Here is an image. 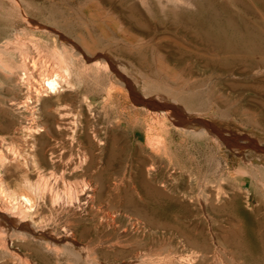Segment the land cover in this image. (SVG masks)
<instances>
[{
  "label": "rangeland",
  "instance_id": "374dc122",
  "mask_svg": "<svg viewBox=\"0 0 264 264\" xmlns=\"http://www.w3.org/2000/svg\"><path fill=\"white\" fill-rule=\"evenodd\" d=\"M9 1L13 2L12 0ZM18 1L17 3L20 5L15 4L17 6L14 8L13 3L0 0L2 4L0 32L6 35L10 33L7 35L8 37L14 35L23 37L25 41L26 39L36 40L44 52L57 50L60 55L57 56V59L61 61L65 59L66 63L74 64L73 67L77 70L79 67L82 70L85 65L91 66L90 80L93 81L88 82L90 87L92 85V91L89 95H99L97 96L98 100L91 96L92 108L95 110L92 113L98 117L96 119H103L102 99L105 95L110 97L108 106L105 108L107 111L110 110L109 114L111 113L112 117L115 116L117 110L124 111L126 120L124 123H117L113 119L110 128L107 127L109 125L104 124L107 134L106 136L100 135L104 143L97 146L98 168L105 166L106 161H108L110 137L120 135L122 139L120 146H123L124 153L121 154L122 156L120 155V158L133 165L132 169L126 168L122 171V178L124 179L121 187L129 185L138 161L155 157L154 159L158 162H166L170 156L169 149H174L178 145L182 159H185L186 156L199 157L198 153L203 151L208 158L214 159L212 161L221 162L224 178L228 181V186H226L234 187L233 189L240 187L242 190H240L242 199L239 211L224 208L228 202V197L221 198L219 202L207 203L202 211L185 198L177 196L174 208L178 209L177 206L187 205L191 209L193 208L192 210L195 209L193 218L191 215H181L172 211L171 205L168 204L153 205L152 209L161 223L154 226L142 214L122 206L123 203L120 201L124 198L125 192H122L124 187H120L122 191L117 192L120 199L112 202L110 206L113 210H117L126 216L121 219L124 229H126L118 228L120 226L118 223L116 233L121 235L119 237L122 243L135 240L143 242L145 245L141 253L138 254V258L134 260L131 258L132 261H135L136 264L139 262L140 264H151L148 262H152V264H177L178 260L176 259L183 258V264H249V251L253 247L249 227L252 223L264 222V74L252 73L247 62L243 59L236 60L229 54L215 53L209 42L193 26L187 25L179 17V14L194 21L201 15H206L208 10L214 9L222 14L225 12L226 14L234 13L242 22L256 24L264 29V0ZM202 5L207 7L204 14L201 9ZM18 6L21 7L18 9ZM8 7L10 8L9 13V9L5 10ZM7 13L10 17L7 16ZM27 17L29 20H33V25L36 23L39 29L31 28L26 23ZM29 47L28 45L29 53L33 55L34 52ZM46 49L47 51H45ZM2 57L4 63L12 68L13 73L19 75L20 58L18 52L14 51L12 55L3 54ZM73 57L74 59H72ZM102 66L104 69L101 68ZM80 68L78 72L81 71ZM7 75L8 73L0 68V95H3L6 89ZM75 85H77L76 82ZM128 86L140 97H144L145 102H134L128 91ZM180 92H183L181 97ZM13 93L17 94V91ZM70 94L67 92V95ZM73 94L82 95L79 90H74L71 95ZM187 94L188 96H186ZM193 94L194 96H192ZM62 95H66V92ZM116 98L120 101L123 99L122 102L124 99L129 101L128 106H117ZM181 98L185 100H180ZM187 100L193 103L192 107L187 106ZM162 109L171 112L173 118L163 117L160 113ZM136 110H139V113ZM134 113H136L135 117L133 116ZM135 125L138 126V130H135L137 132L136 137L132 136ZM149 127L154 129L149 130ZM147 130L151 134L147 133ZM202 130L207 134H204ZM213 130L218 132L220 136L216 135ZM101 131L103 132L102 129ZM13 133L12 130L10 135H7L12 139V145L14 144L13 146L18 149L20 146L21 150H28L31 138L29 140L27 138L29 136L20 132L15 131ZM200 133L203 134L200 135ZM153 136L155 137L153 138ZM212 136L216 138L214 139ZM37 137V134L33 136L34 139L38 140ZM156 137L162 140H158ZM20 138L21 140H19ZM171 139L174 141L173 144ZM151 141L153 142L151 143ZM17 142L19 143L17 144ZM217 143L219 144L217 145ZM208 147L211 148L208 149ZM186 151L190 154H187ZM149 152L150 154H148ZM243 160H255L258 166L252 169L245 165ZM87 162L88 160L85 164ZM24 163L22 160L19 161V164L8 162L1 169L3 170L1 171L2 177L6 180H4L3 187L6 188V191L31 195L29 187L35 185L34 183L42 182L41 176L33 171L29 161L27 162L28 165ZM225 163L230 165V170L226 168ZM129 170L131 171L129 172ZM171 179L173 184L177 183L178 179L173 177ZM46 195L47 193L44 194L47 199L44 204L45 207L40 204L34 211L35 214L32 213L27 220L29 225L33 226H30L32 229L47 235L43 238L45 243L26 240L28 245L25 251L16 247V249L21 250L19 257L21 256L29 264H90L92 261L91 253L75 247L73 244L70 245L65 237L60 235V222L57 220L59 214L51 211V206L47 203L48 195L47 197ZM211 206L214 209H211ZM52 213H54L53 220L55 219L56 225L52 224ZM142 218L146 220L144 221ZM129 219L136 221L140 219L139 221L144 223L141 224L138 221L142 226H139L141 230L131 226L130 229L128 227L131 224ZM147 229L154 233L148 232ZM118 230L120 231L118 232ZM159 246L161 247L159 248ZM96 249L102 251L103 246L101 248L98 246ZM149 249H155L154 252L151 250L153 253L149 254L150 257L145 255L150 252ZM113 250L109 248L108 251L112 252ZM170 254L174 256L173 259H171L173 256ZM194 255L197 256L194 257ZM131 259H128L129 261L126 259V264ZM167 259H169V263H166ZM182 261L180 263L178 261V263L181 264Z\"/></svg>",
  "mask_w": 264,
  "mask_h": 264
},
{
  "label": "bare ground",
  "instance_id": "6f19581e",
  "mask_svg": "<svg viewBox=\"0 0 264 264\" xmlns=\"http://www.w3.org/2000/svg\"><path fill=\"white\" fill-rule=\"evenodd\" d=\"M7 1L11 3V1ZM12 1L14 8L17 5H20L17 3V0ZM10 3H8V5H10ZM1 6L2 4L0 2V9ZM20 7L18 6L17 8L19 9ZM206 8L205 5H202L201 9L203 10V14L207 11ZM5 10H8L9 13L10 8L8 7ZM8 13L7 16H9ZM179 17H181L187 25L193 26L198 33L209 42L210 47L215 53H226L236 60L243 59L247 62L248 68L252 73L264 74V29L256 24L242 22L234 13L226 14L225 12V14H222L214 9L208 10L206 15H201L194 21L186 19L180 14ZM6 19L9 18L6 17ZM32 21L33 20H29L28 18L26 23H28L31 28L39 29L38 25H36V23L33 25L34 22L32 23ZM13 33L17 34L16 32ZM7 35L0 32V68L2 71L8 73L6 76V89L3 95H0V122L2 125L0 127V264H29V262L23 260L21 256V258L19 257V254H21L19 252L27 249L28 243L25 241L33 240L37 243H45V239L43 238L47 237V235L42 231V233H40L37 230L32 229L30 227L32 225H29L27 220L40 204H45L47 199L44 197V194L46 193L48 195L47 203L51 206V211L55 214H59V216H56L57 218L59 217L60 220L56 219L60 222V228L58 227L60 235L62 234L61 236H64L65 240H67L70 245L73 244L75 247H79L91 253L92 257L89 256L92 258L90 264H126V259L133 258L134 260L138 258V254L141 253V250H143L145 246L144 243L135 240L126 241L125 243H122V240L120 241L119 236L121 235H117L116 227H118L119 223L120 226L118 228H122V230L126 229H124L121 221V219L126 216H123L122 213L117 210H113L112 206H110L112 202L120 199L117 192L120 190L124 179L122 178V171L126 168L132 169L133 166L132 163L120 158V155L123 153V146H120V143H122L120 135H114L112 138L110 137V142H108L109 157L108 161H106L107 163L105 162L106 165L101 168H98L97 165V161H99L98 154H96L97 146L104 143V141L101 140L100 135L103 134L106 136L107 134L104 124L109 125L107 127L110 128L113 119L117 123H124L126 121L123 114L124 111L122 109V111L117 110L115 116L112 117L111 113L109 114L110 110L107 111L105 108L108 106L110 97L105 95L102 99V108L104 110L103 119H96L98 117H95V113H92L94 109L92 108L93 102L91 96H94L97 99V96L99 95H89L92 91V85L90 87L88 84V82L91 83L92 80H90L92 72L91 66L85 65L82 70L79 67L81 71L78 72L79 65L76 66V68H78L77 70L73 67L74 64L71 65L70 63H66L64 58H62L64 61L57 59L59 51L57 52V50H54V52H44L40 49L36 40L26 39L25 41L23 37L20 38L15 35L8 37ZM28 45L30 46L29 48L33 50V55L29 53ZM14 51L18 52L20 58L19 75L13 73L14 71L12 68L4 63L2 57L3 54L12 55L14 54ZM45 51H47V49ZM74 57L72 59H74ZM101 68L104 69V66ZM97 69L96 71L98 72ZM75 82L77 85H75ZM74 90H79L82 95H71ZM14 91H17V94H14ZM64 92H66V95H62ZM67 92L71 94L67 95ZM181 93L183 92H180V97L183 96ZM127 96L128 95H126V97ZM186 96H188V94ZM192 96H194V94ZM115 100L117 106H128L129 101L127 102L125 99L123 102V99L120 101L116 98ZM180 100L184 101L185 99L181 98ZM186 102L188 107L193 106V103L190 101L187 100ZM160 113H162L165 118H173V114L165 109H162ZM143 114L141 115L143 116ZM133 116L135 117L136 113H134ZM136 129L138 130L137 125L133 127L132 131L134 132H132V136H137V132H135ZM153 129L152 127H149V130ZM12 130L14 133L16 131L29 136H26L28 139L31 138L28 150H21L20 146L18 149L16 146H13L14 144L12 145V139L8 137ZM213 132L215 131L213 130ZM147 133L150 132L147 130ZM203 133L205 134L206 132L203 131ZM203 133H200V135ZM215 133L220 136L218 132ZM36 134L38 140L33 138ZM154 137L155 136H153V138ZM212 137L214 139L216 138L214 136ZM157 138L158 137H156V139ZM19 140H21V138ZM158 140L162 139L158 138ZM152 142L153 141H151V143ZM173 142L174 141L171 139L172 144ZM18 143L19 142H17V144ZM218 144L219 143H217V145ZM186 145L187 143L185 146ZM220 145L219 147H222ZM178 147L179 146L177 145L176 148L173 147L174 149H169L168 152L170 156L167 158L166 162H158L154 159L155 157L137 162L135 165V171L133 170V178H131V181L128 183L129 185L126 184L127 186L121 187H124V191H120L125 192L122 201L119 200L123 203L122 206L142 214L148 219L147 221L154 226H158L161 223L159 217L152 209L153 205L159 206L162 204H168L171 205V208L173 209L172 211L181 215H191V218H193L192 215L195 213V209L192 210L193 208L191 209L187 205L177 206L178 209L174 208L177 196H181L195 207H199L198 210L204 209L209 202H219L221 198L228 197V202L224 205V208L239 211L242 199L240 193L241 188L237 187L233 189L234 187H227L228 181L224 178L222 167L220 165L221 162L212 161L214 159L211 160L208 158L203 151L198 153L199 157L186 156L185 159H182ZM209 148L211 147H208V149ZM99 151L101 152V150ZM186 152L187 154H190L188 151ZM148 154H150V152ZM134 155L136 156V153ZM143 156L145 155L143 154ZM130 157L132 159L131 155ZM20 160L25 162V165L29 161L33 171H35L37 175L39 174L42 178V182L38 184L34 183L35 185L29 187L32 193L31 195L26 193H16V191H11L10 189L11 192H8L6 191V188H3L5 179L2 177L1 171L3 170L1 169L8 162L19 164ZM86 160H88L87 164H85ZM246 160H243V163L252 169H255L258 166L257 161ZM225 164L226 168L230 170V165L227 163ZM130 171L131 170H129V172ZM246 174L248 173L246 172ZM172 177L178 179L177 183L173 184L171 182ZM43 207H45V205ZM211 209L214 208L211 206ZM54 213H52V220L54 218ZM54 220L52 224L56 223H54ZM129 220L130 222H128L131 224L128 227L131 226L134 229H138L139 226H141L140 219L138 220L140 223L135 219ZM138 230H141V228ZM119 231L120 230H118V232ZM149 231L150 230H148V232ZM150 233L154 232L150 231ZM249 233L253 239V247H251L252 249L249 251V264H264V222L259 221L252 223L249 227ZM98 246L100 248L103 246L102 251L96 249ZM16 247L21 250L16 249ZM160 247L161 246H159V248ZM109 248L114 250L110 252L108 251ZM151 250L145 255L150 257L151 255L149 254L154 252V250H152L153 252H151ZM195 256L197 255H194V257ZM173 258L174 256L171 259ZM169 259L166 260V263H169ZM182 259L183 258H179L176 260L180 263ZM178 261L177 264H179ZM134 262L135 261H132L131 259L128 264H136V262ZM183 262L184 261H182L181 264H183ZM148 263L152 264V262Z\"/></svg>",
  "mask_w": 264,
  "mask_h": 264
},
{
  "label": "water",
  "instance_id": "95a60500",
  "mask_svg": "<svg viewBox=\"0 0 264 264\" xmlns=\"http://www.w3.org/2000/svg\"><path fill=\"white\" fill-rule=\"evenodd\" d=\"M128 91L130 93V96L132 97V99L134 100V102L136 103H143L145 102L144 97H140L136 92H134L129 86H128Z\"/></svg>",
  "mask_w": 264,
  "mask_h": 264
}]
</instances>
